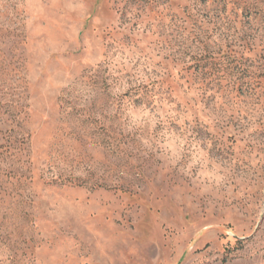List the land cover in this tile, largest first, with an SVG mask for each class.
<instances>
[{"label": "rangeland", "instance_id": "rangeland-1", "mask_svg": "<svg viewBox=\"0 0 264 264\" xmlns=\"http://www.w3.org/2000/svg\"><path fill=\"white\" fill-rule=\"evenodd\" d=\"M0 264H264V0H0Z\"/></svg>", "mask_w": 264, "mask_h": 264}]
</instances>
